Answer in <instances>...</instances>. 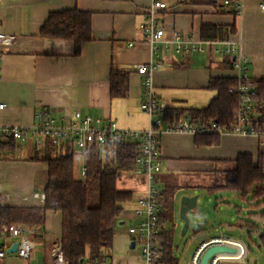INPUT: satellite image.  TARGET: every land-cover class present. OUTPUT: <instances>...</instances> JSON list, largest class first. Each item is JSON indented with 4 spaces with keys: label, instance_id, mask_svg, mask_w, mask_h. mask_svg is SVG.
Segmentation results:
<instances>
[{
    "label": "crops",
    "instance_id": "crops-1",
    "mask_svg": "<svg viewBox=\"0 0 264 264\" xmlns=\"http://www.w3.org/2000/svg\"><path fill=\"white\" fill-rule=\"evenodd\" d=\"M164 1L167 8L159 11L158 17L165 34L154 52L140 28L152 0H2L0 33L13 34L15 40L0 44V102L6 103L0 110V125H32L39 111L71 120L79 111L115 121L119 128L145 130L150 117L141 107L142 76L136 71L140 63L160 64L152 72V80L164 109L205 108L217 94L208 87L210 79L235 77L237 73L232 66L233 57L218 51L227 41L247 56L251 75L264 78V0H240L237 14L225 0ZM73 8L91 13L93 31V39L83 42L78 54L73 41L40 34L51 13ZM205 24L223 26L226 34L204 40L201 29ZM175 31L182 40H191L201 50L176 52ZM112 67L130 71L125 97H111ZM159 140L163 160L159 173L161 191L179 175L205 176L219 168H232L231 161L244 153L255 160L262 155L264 173V136L225 132L217 143H207L204 137L189 132L162 130ZM1 152L0 184L6 204L42 207L44 201L36 194L43 193L48 165L29 160L33 144L16 142L13 150ZM76 157L80 162L78 167L74 164V174L80 180L86 156L78 153ZM116 185L118 190L133 195L131 201L124 203L120 225L126 223V218L131 223L137 201L147 190V176L134 169L124 172ZM236 193L240 199L248 200ZM39 230L33 237L45 238L51 248L54 240L61 239L62 213L47 211L45 226ZM15 241L9 240L13 244ZM24 261L12 253L0 264Z\"/></svg>",
    "mask_w": 264,
    "mask_h": 264
},
{
    "label": "trees",
    "instance_id": "trees-1",
    "mask_svg": "<svg viewBox=\"0 0 264 264\" xmlns=\"http://www.w3.org/2000/svg\"><path fill=\"white\" fill-rule=\"evenodd\" d=\"M233 1V0H229ZM232 12L237 10L229 4ZM91 13L77 8L49 15L41 27L43 37L71 40L75 44V53L80 52L81 44L93 39ZM226 30L223 26L205 24L201 29L204 40L223 38ZM129 70L112 67L110 73L111 97H125L129 89ZM258 80L257 104L254 107L260 116L252 119V124L264 125V78ZM237 85L235 77H212L208 87L217 92L207 107L202 109L165 108V117L170 120H180L189 117L195 122L219 120L227 125L233 119V114L239 103V96L229 92V88ZM218 133H202L196 136L204 137L207 143H217ZM142 141H124L113 147H90L86 152V174L88 186L75 178V157L79 153L75 146L67 144L57 149L50 142L44 146H33L32 161H42L48 165V179L44 187V205L42 207H15L4 205L0 207V226L8 223H19L45 226L47 211L62 213L61 241L63 253L69 264H82V259L103 258V248L110 245L114 238L116 221L121 217L124 203L131 201L133 195L129 191L117 189V180L124 172L135 169L137 157L140 154ZM16 147L15 141L0 144L1 151H10ZM262 155L257 160L250 154H240L232 160V168L227 169L226 182L215 185L214 189L235 190L243 198L256 200L254 205L259 209L264 205V173ZM161 203L165 211L161 212L162 246L165 260L168 264H179V258L174 253L172 229L165 223L173 210V190L171 194L165 188L162 191ZM250 216L264 218V211L252 212ZM242 226L251 235L256 224L250 219H244ZM40 237V235H38ZM264 242V232L260 234Z\"/></svg>",
    "mask_w": 264,
    "mask_h": 264
},
{
    "label": "built area",
    "instance_id": "built-area-1",
    "mask_svg": "<svg viewBox=\"0 0 264 264\" xmlns=\"http://www.w3.org/2000/svg\"><path fill=\"white\" fill-rule=\"evenodd\" d=\"M2 0H0V3ZM226 4L232 6L239 12L240 0H225ZM264 9V3L261 4ZM167 8L164 0H152L145 12V21L140 25L141 31L146 40L151 44L156 52L157 43L161 41L165 30L158 17L159 11ZM15 40V35L0 33V44H11ZM173 41L176 45V52H188L189 50H201L194 45L191 40H182L177 31L173 33ZM225 47L218 49L220 53H225L233 57L232 66L237 71L235 78L237 85L229 88V92L239 96L238 107L234 111L233 119L227 125H222L218 118L208 122H195L189 117L180 120H170L165 117L164 107L160 104L154 83L152 72L160 64L140 63L136 66V71L142 76L141 107L150 117V125L145 130L119 128L112 120L93 115H83L75 111L71 120L65 117L51 114L47 111H39L36 115L37 121L32 125H0V144L10 141L18 143H32L33 146H44L47 142L57 148H64L67 144L75 146L76 150L86 156L90 147H113L124 141L140 139L142 141L140 154L137 157L135 170L147 176L148 187L145 195L138 199L134 208L128 232L131 236V243L134 248L140 246V252L144 264H168L162 246V221H161V198L162 191L159 186V173L163 167V160L160 151L159 133L162 130L173 132H189L193 135L204 133L225 132L236 134H255L264 136V125L262 127L252 124V119H257L254 107L257 104L258 80L251 75L249 62L246 55L240 53L230 42L224 43ZM6 107V103L0 102V110ZM2 152L0 150V159ZM80 181L84 187L88 186L86 165L81 169ZM36 197L45 200L44 193L36 194ZM7 197L2 192L0 184V207L6 204ZM37 225H27L18 223L2 224L0 226V261L8 254H16L18 257L29 260L36 243L33 235L40 232ZM15 238L18 242L16 252L9 253L8 249L13 244L10 239ZM213 245L228 246L234 248V252H217L213 254L206 264H227L242 263L248 264L249 245L239 238L228 234L209 236L202 241L195 249L190 264H203L202 259L207 249ZM49 264H69L66 259L61 239L53 241L50 253ZM82 264H111L106 258L93 260L83 259Z\"/></svg>",
    "mask_w": 264,
    "mask_h": 264
},
{
    "label": "rangeland",
    "instance_id": "rangeland-1",
    "mask_svg": "<svg viewBox=\"0 0 264 264\" xmlns=\"http://www.w3.org/2000/svg\"><path fill=\"white\" fill-rule=\"evenodd\" d=\"M78 157L75 165L78 167ZM228 168H219L210 175L200 176L179 175L176 180L169 181L166 188L171 194L173 190V210L171 216L166 219L165 225L172 229L174 253L180 259V264H190L192 255L199 245L198 233L193 229L194 223H199L209 236L229 234L244 240L249 247L248 264H264V242L260 240V234L264 232V223H260V218L252 217L250 214L264 211V206L256 209L254 205L257 201L242 200L237 193L225 189H214L215 185L226 182ZM184 195H196L198 197L196 206L188 212L190 227L185 234H182L184 221L180 216V203ZM264 200V196L260 201ZM165 204L161 203L162 211H165ZM253 205V206H252ZM238 209L241 212L238 213ZM116 221L114 238L110 245L103 248V256L111 264H142L140 246L131 248L130 235L128 229L130 220L120 225L121 218ZM244 219H250L256 224V229L251 235L242 226ZM226 226L236 227L235 230L228 231ZM36 248L32 250L31 258L23 264H49V246L43 237H33ZM250 257L256 258V263L250 261ZM3 264V263H2ZM237 264V263H227Z\"/></svg>",
    "mask_w": 264,
    "mask_h": 264
},
{
    "label": "water",
    "instance_id": "water-1",
    "mask_svg": "<svg viewBox=\"0 0 264 264\" xmlns=\"http://www.w3.org/2000/svg\"><path fill=\"white\" fill-rule=\"evenodd\" d=\"M197 199L198 197L196 195H184L181 199V203H180V216L184 221V225H183V230H182V234H185L187 232V230L190 227V219L188 216V212L190 210H192L196 204H197ZM260 223H264V218L259 219ZM193 229L198 233L197 235V240L198 241H202L206 238V236L208 235L206 232H203L202 226L199 223H194L193 224ZM226 230L228 231H232L235 230L236 227H225ZM17 247H18V242H15L9 249L8 252L12 253V252H16L17 251ZM131 248H134V242L131 243ZM234 252L235 249L228 247V246H221V245H213L211 247H209L207 249V251L205 252L202 262L203 264H206L208 259L215 253L217 252ZM83 261V259H82ZM81 261V262H82ZM250 261H252L253 263H256V258L255 257H250Z\"/></svg>",
    "mask_w": 264,
    "mask_h": 264
}]
</instances>
